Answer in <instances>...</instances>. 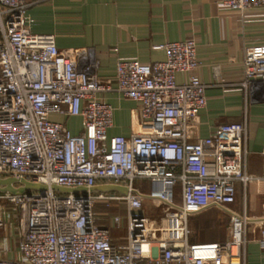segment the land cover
Instances as JSON below:
<instances>
[{
  "label": "built area",
  "instance_id": "obj_1",
  "mask_svg": "<svg viewBox=\"0 0 264 264\" xmlns=\"http://www.w3.org/2000/svg\"><path fill=\"white\" fill-rule=\"evenodd\" d=\"M27 5L0 0V178L84 190L0 191V209L17 210L22 227L15 257L0 252V264H242L244 211L229 214L226 240L188 241L189 217L232 204L236 183L245 187L254 179L245 170L244 123L187 138L189 121L206 105L207 85L194 74L200 66L195 42L155 46L165 59L152 64L118 60L110 86L98 78L97 60L78 64L86 50L62 51L53 35L31 33ZM262 6L264 0H219L232 12ZM242 72L243 88L259 83L264 91V45L244 50ZM177 74L185 79L177 82ZM110 91L139 105L137 129L127 138L107 133L113 108L101 94ZM52 114L80 117L82 131L73 135ZM136 180L146 182V192ZM99 182L126 193L89 191ZM145 199L157 218L144 215ZM111 201L125 207L124 245H114L108 228L95 221V205ZM120 221L112 216L114 225Z\"/></svg>",
  "mask_w": 264,
  "mask_h": 264
},
{
  "label": "crops",
  "instance_id": "obj_2",
  "mask_svg": "<svg viewBox=\"0 0 264 264\" xmlns=\"http://www.w3.org/2000/svg\"><path fill=\"white\" fill-rule=\"evenodd\" d=\"M27 4L26 25L31 33L53 35L62 51L86 50L78 64L97 60V76L110 86L115 83L118 60L152 64L165 59L155 46L185 39L195 42L200 66L194 74L207 85L206 105L189 121L187 138L207 137L222 123L245 124V170L254 179L245 187L236 183L232 204L238 197L241 214L244 211L249 220L242 264H264V91L259 83L242 87L244 50L264 45V6L232 12L220 8L219 0H27ZM0 12L4 18L3 6ZM184 79L185 75H176L177 82ZM101 98L113 108L108 135L127 138L133 134L140 120L139 105L115 91ZM50 120L73 135L82 131L80 117L52 114ZM209 209L193 216L194 222L209 225ZM98 225L105 227L102 222ZM191 230L190 243L223 241ZM110 238L114 245L125 244ZM0 245L2 257H15L10 242L2 239Z\"/></svg>",
  "mask_w": 264,
  "mask_h": 264
},
{
  "label": "rangeland",
  "instance_id": "obj_3",
  "mask_svg": "<svg viewBox=\"0 0 264 264\" xmlns=\"http://www.w3.org/2000/svg\"><path fill=\"white\" fill-rule=\"evenodd\" d=\"M134 186H140L142 192H146V182L136 180ZM238 199L237 197L235 204L225 205L221 209L210 208V211L206 214L209 216V225L202 226L199 222L195 223V218L193 217L195 215H192L189 217L188 227L195 229L194 233H204L207 237L214 236L219 240H226L230 235L229 214H241L240 201ZM150 202H143V212L147 217L154 219L158 217V211L156 213L154 212L153 205ZM93 212L97 224L102 222L108 228L111 236L121 240L119 244L125 243L127 221L124 204L115 201L109 202V205L97 203ZM0 213L3 219V227L0 229V243L2 239H5L7 244L10 242L11 249L15 251L22 234L18 211L12 210L8 204H5L0 209ZM114 215L121 216V221L118 226L112 223V216ZM0 252H2V245H0Z\"/></svg>",
  "mask_w": 264,
  "mask_h": 264
},
{
  "label": "water",
  "instance_id": "obj_4",
  "mask_svg": "<svg viewBox=\"0 0 264 264\" xmlns=\"http://www.w3.org/2000/svg\"><path fill=\"white\" fill-rule=\"evenodd\" d=\"M14 184H21L17 187L14 186ZM28 189H33L37 191H46L48 189L52 191L62 192V193H74L77 191H83L84 189L78 188H65V187H59L56 185H42V184H33L26 182L24 180H15L13 178H0V191L1 192H10L12 194H19L23 193L24 191ZM89 191H119L122 193H126L125 188H122L120 186L115 185H104V186H94L89 189Z\"/></svg>",
  "mask_w": 264,
  "mask_h": 264
}]
</instances>
